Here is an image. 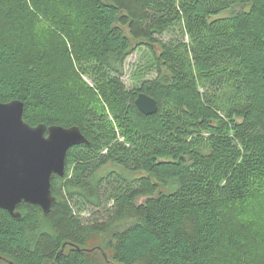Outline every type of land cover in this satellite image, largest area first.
I'll use <instances>...</instances> for the list:
<instances>
[{"label":"trees","instance_id":"trees-1","mask_svg":"<svg viewBox=\"0 0 264 264\" xmlns=\"http://www.w3.org/2000/svg\"><path fill=\"white\" fill-rule=\"evenodd\" d=\"M143 47L156 76L128 89ZM94 67L92 88L80 72ZM12 100L28 124L77 126L89 144L68 150L48 213L0 208L6 264H104L85 247L105 234L118 264H264V0H0Z\"/></svg>","mask_w":264,"mask_h":264},{"label":"water","instance_id":"water-1","mask_svg":"<svg viewBox=\"0 0 264 264\" xmlns=\"http://www.w3.org/2000/svg\"><path fill=\"white\" fill-rule=\"evenodd\" d=\"M134 103L144 115L158 109L156 100L144 92ZM81 144L89 143L77 126H32L23 119V102H0V208L16 219L22 202L48 213L56 201L51 180L64 175L68 150Z\"/></svg>","mask_w":264,"mask_h":264},{"label":"rangeland","instance_id":"rangeland-1","mask_svg":"<svg viewBox=\"0 0 264 264\" xmlns=\"http://www.w3.org/2000/svg\"><path fill=\"white\" fill-rule=\"evenodd\" d=\"M174 33H165L159 40L165 42L174 37ZM158 52V47L155 46ZM154 58L153 54L147 48H140L133 51L124 62V76L122 78L125 86L128 89H139L142 83L147 79H152L156 76V72L153 68ZM87 72L81 71V77L84 83L89 87H94L96 84V79L98 78L97 72L94 68H86ZM260 196L258 198L257 205H260L259 215L264 218V183H262V188H260ZM253 212L257 213V209ZM98 213H92L89 211H82L80 216L84 220H94ZM110 236L108 234L98 235L91 242H89L85 249L88 251V255L97 261L103 262L104 264H118L112 258V251L109 248ZM101 251L105 254L106 259L103 258ZM6 259L0 255V264H6Z\"/></svg>","mask_w":264,"mask_h":264}]
</instances>
